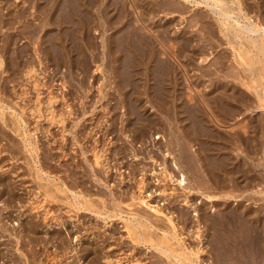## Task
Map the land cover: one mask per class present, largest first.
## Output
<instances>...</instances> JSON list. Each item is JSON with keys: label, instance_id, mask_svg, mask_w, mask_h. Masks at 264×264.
I'll return each mask as SVG.
<instances>
[{"label": "rangeland", "instance_id": "rangeland-1", "mask_svg": "<svg viewBox=\"0 0 264 264\" xmlns=\"http://www.w3.org/2000/svg\"><path fill=\"white\" fill-rule=\"evenodd\" d=\"M28 1L32 2L33 0H28ZM138 1L141 3L147 0H141V1L138 0ZM148 1H149V4H151L153 0H148ZM157 1H159L164 6H167L169 4V6L175 7L174 10L176 11H174L173 9L171 11V9H165V8H162L163 10H160V11L158 10L157 14H155V16H152L153 17L152 20H155V25L157 26V29L158 28L162 29L163 26L165 27L168 25V28L170 31L168 35L172 37L170 38L169 42L173 43V45H175L177 42V44L174 46L175 48L174 47L173 48L174 50L176 49V51H178L179 53L180 65L178 64V67H177L176 61H174L172 57L169 58V55H167L166 57V54L164 55V53H160L161 55L159 54L158 58L161 60L165 56L166 59H163V60H165V62L168 61L169 64H172L174 68L176 67V70L181 73V74L179 73L180 81L182 80L181 79L182 77L181 67L184 66L185 68L184 67L183 68L186 69L187 72H189L190 77L191 76L193 77V78L191 77V79H193L194 83L195 81H196V84L198 82V88L207 89L208 87L206 88L205 85L209 84V87H210V83H211L210 77L211 76L209 75L205 76L201 74V72L210 68L211 65H209V62L211 64V62H214L215 60H217L218 57H220L221 55L220 52H222V54L223 52H225V54L232 53L231 52L232 49L231 50L229 49L231 47L227 43L226 44L224 43V41L226 42L225 36L223 37V35H218L220 37H217V36H213L210 33L209 34L205 33L202 38H204L207 35H209V37L208 36H207L208 38L205 37L204 39H206L205 40L206 42L205 41L203 42L204 39L202 40L198 38L200 37V34L195 32L197 33L196 35L194 34V31H193L194 35H192V32L190 31L191 28L189 26H186V24L188 25L189 23H191L190 21L193 18L196 20V18H199L200 15L201 16L203 14L210 15V11H211L210 8L208 6L206 7L204 4H195V1L197 0H157ZM200 1L204 2V0H200ZM31 2H30V5L33 4ZM165 2L167 5H165ZM226 2L229 5L231 4L234 5V7L237 6V3L235 2V4H233L231 0H226ZM21 4H23L22 1L15 2V0H0V14L2 18L8 17L7 19H9L10 17V20H11V17L13 16L12 15L13 10L15 8H18V6H20ZM244 4H246V7H247L246 10H248L249 15L251 14L250 16L252 19H257L263 16L262 19L264 20V14L260 13L261 8L258 2H256V0H248V1L245 0ZM204 9L206 11L210 10L209 13L204 11ZM235 10L237 11V9ZM205 12L207 14H205ZM196 13L197 14L199 13L198 14L199 16H197ZM31 17L28 16L30 20L33 19V17L32 18ZM167 19L169 21H167ZM186 19L187 21L190 19L188 23ZM194 19L192 20V22L195 21ZM210 20L215 21L213 18H211ZM33 22H37V20ZM169 22L171 23L169 24ZM10 25L11 24H9L8 27L7 25H4V27L2 28L3 30L2 29H1L2 31L0 30V35L2 36V37L0 36L1 45L4 44L2 41L3 37L10 32L12 33V30L15 29L14 26L18 24H15V23L12 24L13 27H11ZM49 26L47 27L51 28L52 32L55 31L56 33L57 30L58 32L61 30L60 31L61 33L63 31L61 33L63 38L64 39L67 38L65 39L64 42L66 43L67 46H69L68 48L71 50V52L74 53V54L71 53L72 59L69 57L64 59L65 61L64 60L61 61V64L60 65L58 64L59 66L53 63V61L51 63V61L47 59V56L45 54H41L42 58L39 60L37 57H35L36 55L33 51L34 45H32L34 41L36 40L39 41V39H37V36H39V33H37V34H34V36H32L33 38L30 41L29 39H26L25 41H24V38H22V40L20 39L18 41V44H19L18 46L20 45L23 46L27 42L29 43L30 49H29V53L27 54V56L30 55L31 57L28 56L27 59H31V60L33 59L32 63L35 69H37L36 74H34L33 76L34 78L35 77L37 78L36 81L38 82V88L34 89L32 86L33 77L31 80L26 82L25 77L23 76L22 71L20 70H18V73L17 71H15L13 74L7 72L4 74V76L0 74V79H1L0 82L1 84H3L2 87H0V89L2 88V90L4 91V92L0 91V97H1V102L3 101L2 103H4L3 105H4V119H5L4 120L0 117V176L4 177L5 179H8V181H10L11 187L13 188L12 190L13 193L11 192V195L13 197L12 201H8L7 197L9 194H7V192L3 194V192L0 191L1 192L0 193V211H1L0 217L4 215V217H2L4 220V223L6 227H8V230L11 231V233L9 232L11 234L10 235L7 232L8 230L2 231L0 228V252H2L0 253V264H5V263L24 264L25 260L29 261L30 264H105L104 263L105 259L103 260L105 254L106 255L108 254L112 259H115V257L123 256L127 254L129 251H132V254L134 255H138V256L141 255V257H143V259L149 264L150 263L151 264H167L166 262L167 260H165L164 257L161 256V254H159L157 250L148 246V244H142V245L137 244L136 246L133 244L132 241H130L131 239L126 232L127 229L125 228L126 227L125 219L129 217V215L127 214H129L130 211H135L137 209H140L139 207H136L135 205L128 206V204L130 203L129 194L135 187L133 185L135 184V180L133 179L135 178V173L138 174V175L136 174L138 177L141 175V172H142L140 170V167H144V168H149L151 166L155 168L158 167L157 164L149 162L150 158L148 155L157 154L156 153L157 148L153 144H155L156 146L163 147V145L166 143L163 140L164 138L168 137L170 139V137L172 136L174 137L178 133L182 135L183 132H186L184 131L185 129L184 130L181 129V126L184 127L186 122L188 124L189 119H187V116L185 117L186 114H183L181 113V111L179 112L178 110H182L181 107L184 106L188 100V98H186L187 92H189L187 83L186 82L184 83V79H183V83L180 84V87L177 88L178 91L175 90V93H179V94L181 93L180 95L183 94L182 97L185 96V98L181 97V99L185 101L184 105H182L183 101H181V99L176 101L177 103L180 102L179 103L180 106L182 105L181 107L179 106V108L175 109V107L177 106V103L171 102V103H168L167 105L168 107L166 111L163 108L162 110L160 106L159 107L151 106L149 102H143L142 104V101H141L138 105L140 106L139 108L141 107L142 108L141 109L138 108V110L143 112L144 115L146 116H149V117L153 116L154 118L155 117L158 118L157 121L160 122L158 123V125H161V126L156 125V126H152L149 128L145 127V129L143 130L144 132H142L143 134L139 132L138 134H141V135H135L132 131H130V128L136 122L138 123L142 122L143 118L142 116L137 114L141 117V118H138L137 115L135 114L136 112H132L130 116L128 115V112L124 113V109L126 111V107H125L126 105L124 106V102H122V99H121L122 94L120 91L121 90L127 91V89L118 90L116 87H113L114 83H112L111 81L113 79V73H111V71H112L113 65L116 64L117 62L114 63L110 57L102 60L101 59L102 53L100 51L98 53L97 48L90 47L92 43V38H89V37L93 36L94 40L99 42L100 35L97 36V34H92L94 31L92 29L91 31H89L90 33L89 37H88L89 33L84 34V30H82L83 32L80 34L79 32H75L73 35H69V33L66 32L67 27H65L64 24L62 25L63 27L59 26V28L58 26H56L57 27L56 28L54 25L53 26L55 28L52 25H49ZM215 28L217 29L216 25H215ZM184 29L187 31L185 34H183V36L190 35L189 37L191 39L192 44L195 42L194 43L195 45L196 41L194 39L198 38L199 39L198 43L201 41L199 45L203 44L205 45L204 46L205 48L207 47H210V48L205 49L202 47L203 49L200 50L198 49L199 46H197L198 51L196 50L195 52L194 51L189 52L187 50H184V51H181L180 53L179 48H178L179 42L178 40H176L175 42V40L173 39H175L177 35H182V32L185 31ZM96 30L98 31L99 29H96ZM112 30L113 29H111V31ZM107 31H108V34L111 32L110 29H107ZM188 31H190L189 32L190 34L188 33ZM52 32H50V34ZM256 33L258 34H255V31H254L253 35L255 37L258 36L259 38L261 32L256 31ZM174 34L175 35L177 34V35L175 36ZM172 35H174L175 37ZM71 37L73 40L72 39L70 40ZM221 37H222V40L224 39L223 42L220 41ZM213 41L214 43H212ZM209 43H211L212 46H215V48L212 47L211 44ZM74 47L75 48L77 47V48L75 49ZM211 47L214 49H212ZM74 49L76 50V52ZM79 50H80V53H79ZM203 50H204V53H202ZM185 51L193 55L186 56L187 52ZM72 54L74 55V57ZM208 54H210L211 56ZM206 55L208 56V58L204 59L205 57H207ZM228 55L230 56V54ZM210 58L211 59L213 58L212 59L213 61ZM234 60L230 61L229 59H226L227 61L226 62L223 59L222 62L224 61L225 62L223 63L222 71L219 72L218 74L222 77L224 76V79L222 78L223 81L228 80L227 81L228 83L232 82L231 84L234 83V85L238 87L237 96L242 91L243 95L244 96L246 95V97L248 98L247 105L241 104L242 106H240L239 102L233 101L235 102V104H239V107H240L239 110L242 107H244V109L242 108L240 111L237 109L238 111H235L236 112L235 114H233L234 112H231L232 114H226V116H228V119L229 118L232 119V120L229 119L231 120V122H234L236 119H238L236 121H241V120L243 121L244 119V122L245 123L247 122L246 124L248 126L247 128L248 132L243 133L240 130L242 137L244 136L243 138H245V142L241 141V139L239 138L236 140V136L233 134L234 132H231L233 131L232 129H230L231 127L224 126L226 127V128H223L224 130H222V132L226 134L224 140H217L210 136L208 138L207 135L205 136L203 135L201 136V138L204 139L203 141H201L202 143H199V144L193 143L195 144V146L193 145L194 146L193 147L189 139H187L188 138L187 136L190 135L189 137H192L193 135L188 134L186 132L185 134L187 136H185L186 138L184 139H186L187 141H184V147H186V149L190 147L189 149L192 148L191 150H194L195 148L196 151L200 148L199 151L203 152L202 154L204 156H206V154L208 153L215 154V150L218 146L223 147L225 148L226 153L228 154L227 156L229 157L234 156L233 159L231 158L232 161L234 160L236 163L240 164V166L248 170V175H246L248 176V178L246 179L245 177H242V176L240 178L238 177L237 179L240 182L239 183L240 186L237 185L235 188H233L231 185L232 181L229 175L223 174L222 175L223 178L222 177L221 178L222 180L223 179L224 180L223 181L221 180L222 181L221 184H224V185H222L220 189H218V193L221 195L223 194L225 195L226 193H232V196L225 195L223 199H221L220 196L213 197V198H216L217 201L219 200L224 201L223 206L224 208H227L225 211H228V210H233L237 212L243 211V213L245 214L248 212L247 211L248 209L253 210V211L255 210L256 213L258 211L259 217H262L259 220L261 221L262 224L257 219H256V222L258 221L259 224L257 223L255 224H256V227L260 225L258 227V231L261 234L259 238H260L261 243L263 242L262 245H264V241H263L264 240V236H263L264 235V222H263L264 221L263 219L264 218V198H262L264 194L263 193L264 192L263 191L264 190V132H263L264 131V117H263L264 111L257 109L256 107L257 96L255 94V91L251 87L252 82H253L252 81L253 77L254 79H257V81L259 80L258 77H259L261 64L260 62L255 61L254 64L252 65L253 72L249 69L248 71H245V70H242L244 69L243 68L244 66L240 65L237 61H235L234 63ZM78 61L81 62L82 64L79 63ZM98 62L99 63L103 62L102 68L104 69L103 70L104 72L103 71L96 72L95 67H97V65L99 64ZM107 62H108V66H107ZM226 63L229 65H227ZM105 64L107 67L105 66ZM224 64L227 66H224ZM61 65L63 66L61 67ZM139 69L141 72L144 71L143 66L139 67ZM236 69H239V70L236 71ZM223 70H226V71H223ZM228 71L230 74L232 72V74L227 75ZM236 72H239L238 75ZM200 76H203V77L200 78ZM3 77H6V80ZM95 78L96 80H94ZM260 82H261V79L258 81V83L260 84ZM247 84L249 85L247 86ZM253 85H255L254 82H253ZM201 86H203L204 88ZM127 88H129V86ZM256 88L257 90L260 89L258 84ZM143 89H144V86L142 87L140 86L139 91H142ZM21 90L22 91L26 90V92L24 94H21L22 93ZM48 91H51V93L56 96V100L53 103V108H54L53 114L56 116V119L59 118V114L62 116H65L64 121L63 122H57V121L49 122L46 119V117L42 115L43 113L36 112L37 114L34 113V115L32 116L31 114H29L30 112H26L22 116V119L25 123L22 122L20 126L16 124V127H15L14 125L15 120L18 118L20 114H22L21 107L23 106L27 107L29 106V104H32L33 101L35 100L37 103L39 102L38 104L41 107L44 106V101L46 99L45 97L47 96ZM253 92H254V95H253ZM102 94H104L105 96L102 97ZM19 95L21 96L20 98L17 97ZM41 107H40L39 112H43L44 110V107H42L43 110H41L42 109ZM119 109L120 110L123 109V110L120 111ZM14 110L17 112V114H12L14 113L13 112ZM129 113H131L130 109H129ZM181 119H183L184 121ZM259 119H261V121ZM255 121H258V122L255 123ZM99 122H102V123H99ZM259 122L260 124H258ZM98 123L100 126L98 125ZM129 124H131V127ZM172 125H174L175 127ZM262 125H263V128H262ZM254 126H255V129H254ZM186 128H187V125H186ZM14 129H17V130H14ZM164 132L166 133L164 134ZM126 133H130V136L133 133L134 137L132 136V138H128ZM245 133L246 135H248V140L251 142L249 143L248 146L246 142H249V141H247L246 136L243 135ZM168 134L170 135L167 136ZM156 135H159L160 137L153 139V136L155 137ZM138 136H141V137H138ZM108 137L111 138V141L109 143V148L107 149L109 167L103 169L102 167H100V165L92 166V147L94 145L101 147L104 144L105 139L107 140ZM139 138L141 139V141ZM131 139L133 141H131ZM29 140L31 143H33V145H37V149H33V150L31 149L30 151L28 150L29 145L27 144L25 145V142L27 143V141ZM134 140L135 141L137 140V142H135ZM205 140L207 141V143H204L206 142ZM203 143L204 145L202 146ZM221 143L223 145L226 144L225 145L226 147L222 146ZM201 147L203 148L201 149ZM206 147L207 148L210 147L209 148L210 151ZM134 151L138 154L137 159H135L136 157L132 155ZM215 155L218 156V154H215ZM157 156H159V154L155 156V158L158 159V162L161 161V157H157ZM235 168H238L237 165H235ZM161 175H163V172L161 173ZM146 176H148L149 178L148 180H150V184H151L152 183L151 176L150 175H146ZM161 184L165 185L166 187L168 184L167 180L165 178L162 179ZM45 185L47 186V189ZM256 187L257 188L261 187L263 194H261L258 191H254ZM62 188H63V191H61ZM58 189H61V190H58ZM153 189H154V186H153ZM209 189H211V191L213 190L212 188H209ZM191 193H193L192 198H191L192 199L191 201H193V205L196 204L195 201L197 202L199 200L201 201L203 200V202H200L199 205H202L201 206L202 209H206L205 207L207 203H209L208 202L209 200H206L205 199L206 197H204V195L200 194L199 192L193 191ZM154 196H153V199L158 197V195H154ZM164 197L165 196L161 197V195H159L158 197L159 201L164 202L162 200ZM31 201L32 202L42 201L40 207L39 206L37 207L38 212L35 211L36 209L34 210L31 209L30 203H29ZM79 202H81L80 203L81 205L79 204ZM192 206L186 209V207H182L181 204L176 202L174 204L175 209L173 210L180 211V208H181L182 210L185 209L186 211L189 212V210L192 209ZM131 207L133 209H130ZM46 210L49 211L47 214L48 216L47 220L42 219V215H41L42 212H45ZM105 210H109V211L105 212ZM111 211H113L114 213H112ZM144 212L146 213L147 211L144 210ZM27 220L28 221L32 220L33 223L35 222L34 223L36 226L35 230H37L36 235H38L36 239L29 240V237L25 236L24 227L27 223ZM158 220L159 221H156V223L159 222L157 224H160L159 225L160 227L163 226V224L165 223V220L162 218H161L162 221L160 219ZM225 228L226 227H224L223 229H220L223 235L224 243L220 242L219 244H222L223 246L225 245L224 246L225 249H223V253H222L223 256L220 257V259H219V256L215 252L218 249L213 248L212 243H208L206 241V238L208 239L210 236L209 234H212L214 232V228H209V230L207 229L205 230L204 228V233H209V234H208V237H205L202 242H197L199 240H197L192 235L191 233L192 231L189 230L191 229V226L184 228L185 230H184L183 236H184V240L186 239L185 243L186 244L190 243V245L192 246L201 245L204 248L203 250L204 252L201 253V264H207L208 262H209L208 264L210 263L212 264H247L246 263V261L248 260L247 259L248 258L247 248H244V247L240 248L236 244L230 245V243H228L227 240L229 238H233V235L227 232ZM154 229L155 231L159 230L156 228ZM159 232L161 231L159 230L157 233ZM261 236L263 239L261 238ZM35 250H37L39 254L38 256L39 259L34 258L32 255L33 251ZM4 253L6 254L8 253V254L6 255ZM4 255H6L7 257ZM14 256H17V257H14ZM14 258H15V261H14ZM253 259L254 257L252 255L251 260L253 261ZM253 264H264V256L263 258H260L259 256H257L255 261H253Z\"/></svg>", "mask_w": 264, "mask_h": 264}, {"label": "bare ground", "instance_id": "bare-ground-1", "mask_svg": "<svg viewBox=\"0 0 264 264\" xmlns=\"http://www.w3.org/2000/svg\"><path fill=\"white\" fill-rule=\"evenodd\" d=\"M16 1H22L23 4H21L20 6H18V8H15L13 10V14H12L13 16L11 17V20H10V17H9V19H7L8 17L2 18L1 14H0V16H1L0 17V30L4 27V25H7V27H8L9 24H11L10 26L13 27L12 24H14V23L18 24L16 26H14L15 29L12 30V33L10 32V33L6 34L3 37V39L1 38L4 44H2V45L0 44L1 45V47H0V69H1L0 74L3 76L7 72L13 74L15 71H17V73H18V70H20V71H22V74L25 77L26 82L31 80L33 77L32 86L34 89H37L38 88V82L36 81L37 78L36 77L34 78V76H33L34 74H36L37 69H35V67L32 63L33 59L32 60L27 59L28 56H30V55L27 56V54L29 53V49H30L29 43L27 42L23 46L22 45L18 46L19 45L18 41L20 39L22 40V38H24V41L26 39H29V41H30L33 38L32 36H34V34L39 33V36H37V39H39V41L36 40L37 42L34 41V43L32 44V45H34L33 51L36 55L35 57H37L40 60L42 58L41 54H45L47 56V59L49 61H51V63L53 61V63H55L56 65H58V64L60 65L61 61H63L64 59H66L68 57L71 58L72 57L71 53H73V52H71V50L68 48L69 46H67L66 43L64 42L65 39H67V38H65V39L63 38V36L61 34L63 31L60 33L61 30L59 32L57 30V32L55 33V31L52 32L51 28H48L47 26H49V25L53 26L54 25L55 27L58 26V28H59V26L63 27L62 25L64 24V26L67 27L66 32H68L69 35H73L75 32H79V34H80L83 32L82 30H84V34H86V33L88 34L89 31H91V29L94 30L92 34H97V36L100 35V40L98 42V41L94 40L93 36L89 37L90 33L88 34V37L92 38V43H91L90 47H95L98 49L97 50L98 53H99V51L102 53V58H101L102 60L110 57L114 63L117 62L114 65L111 63L113 65V68L111 71V73H113V79L111 78L112 79L111 81H112V83H114L113 87H116L118 90L119 89H125V90L127 89V91H123V90L120 91L122 94V96L120 94L122 102H124V106L126 105L125 106L126 111L124 109V113L128 112V115L130 116V114H132V112H136L135 113L136 115L139 114L143 118L142 122H140V123L136 122L134 125H132V127H131V124H129L131 127L130 131H132L135 135H141L138 133L144 132L143 130L145 129V127L149 128L152 126H156V125H158V123H160L159 121H157L158 118H156V117L154 118L153 116H151V117L146 116V115H144L143 112L138 110V108L140 107L138 104L141 101H142V104H143V102H149L151 106H157V107L160 106L161 109L163 108L166 110L168 107L167 106L168 103H171V102L177 103L176 101L181 99L183 94L180 95L181 93L180 94L175 93V90L178 91L177 88L180 87V84L183 83V79H184V83L185 82L187 83V87L189 88V92H187V95H186V98H188V100L186 102L187 105L185 104V101H183L181 99V101H183L182 105H184V104L185 105L184 106L181 105L182 106L181 107L179 104L180 102H178L175 109L179 108V106L182 108V110H178V111L179 112L181 111V113L186 114L185 117L187 116V119H189V121H188V124L186 122V124L184 126L185 128L181 126V129H183V130L185 129L184 131H186L188 134H192L193 136L189 137L190 135L187 136L185 134L186 132H183V131H182L183 132L182 135H180L178 133L180 136L177 134L174 137L173 136L170 137V139L165 136L167 138V139L166 138L163 139L164 142H166L165 144L163 142L165 147L163 144H161V145H163V147L162 146H156L155 144H153L157 148V150L155 149L157 151L156 152L157 154H154V155L149 154L148 155L150 158L149 162L157 164L158 167H156V168L153 166H151L149 168L140 167V170L142 172H141V175L138 177H137L138 174L135 173V178H133L135 180V184H133L135 187L129 194L130 203L129 204L127 203V204H128V206L135 205L136 207H139L140 209H137V210L134 209L135 211H130L129 214H127V215H129V217L125 219V223H126L125 228L127 229V231L126 230L125 231L129 235V237L131 239L130 241H132L133 244L136 246H137V244H141V245L142 244H148V246L157 250L159 252V254H161V256H163L164 259L167 260L166 261L167 264H201V253L204 252L203 251L204 248L201 245L200 246L199 245H193L192 246V245H190V243L186 244L185 243L186 239L184 240V236H183V233L185 230L184 228L191 226V229H189V230H191L192 235L197 240H199L197 242H202L205 237H208L209 233H204V228H205V230L206 229L209 230V228H214V232L212 234H209L210 235L209 238L211 237L210 240H209V238L208 239L206 238V241L208 243H212L213 248L218 249L215 252L219 256V259H220V257L223 256L222 255L223 249H225V247H224L225 245L223 246L222 244H219L220 242L224 243L223 235H222L220 229H223L224 227H226L225 230L233 235V238H229L227 240L228 243H230V245L236 244L240 248H243V247L247 248V252H248V258H247L248 260L246 261L247 264H253V261H255L257 256H259L260 258H263V256H264L263 246L264 245H262L263 242L261 243V241H260L259 237L261 234L258 231V227L260 225L256 227V224H255V223L259 224V222L261 223V221H259V220L262 217H259L258 211L256 210L257 211V213H256L255 210L253 211V210L248 209L247 210L248 212L246 214L243 213V211H241V212H237V211H233V210L225 211L227 208H224V206H223L224 201H222V200L217 201L216 198H213V197L220 196L221 199H223L225 195L226 196H232V193H226L225 195L224 194L221 195L218 193V189H220V187L222 185H224V184H221V182L224 180V179L222 180L223 174L229 175V177L232 181L231 185L233 188H235L240 183L239 180L237 179L238 177L240 178L242 176V177H245L246 179L248 178V176H246V175H248V170L246 168L240 166V164L236 163L234 160L232 161L231 158L233 159L234 156H232V157L227 156L228 154L226 153V150L223 147L218 146L216 148L215 154H218V156L213 154V153H210V154L208 153V154H206V156H204L202 154L203 152L199 151L200 150L199 147H198L199 149L197 151L195 150V148H194V150H191L192 148L189 149L190 147L187 149H186V147H184V141H187L186 139H184V138H186L185 136L188 137L187 139H189L192 146L193 145L195 146V144H193V143H198V144L202 143L201 141H203L204 139H202L201 136H203V135L204 136L207 135L208 138L210 136V137H213L214 139H217V140H224L226 134L224 132H222V130H224L223 128H226V127H231L230 129L233 130L231 132H234L233 134L236 136V140L239 138V139H241V141L245 142V138H243L244 136L242 137L240 130L243 133L248 132V129H247L248 126L246 124L247 122L245 123L244 119H243V121L242 120L236 121V120H238V119H236L235 120L236 122L235 121L231 122L232 119L229 118V119H231V120H229L228 116H226V114H232L231 112H234L233 114H235L236 113L235 111L239 110V108H240L239 104H235V102H233V101L239 102L240 106H242V105H247L248 98L246 97V95L245 96L243 95L242 91L237 96L238 87H236L234 85V83L231 84L232 82L228 83L227 82L228 80L223 81L222 78L224 79V76L222 77L218 74L219 72L222 71V66H223V63L226 61V59H229L230 61H233L235 59L234 63H235V61H237L240 65L244 66L243 67L244 69H242V70H245V71H248V69L252 71V69H253L252 65L254 64V62L255 61L260 62L261 67L259 65L260 72H259L258 78H259V80L261 79V82L259 84L258 83L259 80L257 81V79H254V77H253L252 81L255 83V85H253V82H252L251 87L253 88V90L255 91V94L257 96V102H256L257 103L256 104L257 109L264 111V23H263L264 20L262 19L263 16L260 17L262 20L260 18L252 19L250 16L251 14L249 15L248 10H246L247 7H246V4H244L245 0L244 1L243 0H231V2L233 4H235V2L237 3V6H235V7L232 4L231 5L227 4L226 0H204V2H202L200 0L195 1V4H204L206 7L208 6L211 11L209 10L210 15H204L203 14L204 16L203 15L199 16L198 15L199 13L198 14L196 13L197 16H199V18H196V20L193 18L195 21L192 22L193 19H191V21H190L191 23H189L188 25L186 24V26H189L191 28V29L190 28L189 29L192 32V35H194V34L197 35V33H198V34H200V37H198V38L202 39V40L205 37L206 38L209 37V35H207L208 37L205 36L204 38H202L205 33H208V34L210 33L213 36H217V37H220L218 35H223V37L224 36L226 37V42L224 41V43L225 44L227 43L231 47V48H229L230 50L232 49V51H231L232 53H228V54H230L231 57L228 54H225V52H223V54H222V52H220L221 55H220V57H218L217 60H215L214 62H211V64L209 61H207V62H209V65H211L212 67L210 66V68H208L206 66L208 69L202 71L201 74H203L205 76L206 75L211 76L210 77L211 83H210V87H209V84L205 85L206 88L208 87L207 89H201V88H198V82L196 84V81L194 83L193 79H191L192 76L190 77L189 72H187L186 69H184L185 68L184 66H183L184 68L180 66L182 69L181 70V72H182V75H181L182 80L181 81L182 82H181L180 76H179L180 72H178L176 70V67L174 68L172 66V64H169L168 61L165 62V60H163V59H166L165 56H164V58L162 57L163 59H161V60L158 58V55L160 53H164V55L166 54V57H167V55H169V58L172 57L173 60L176 61L177 67H178V64L180 65L179 53H178V51H176V49L174 50V48H175L174 46L177 44L176 40H178V42H179L178 48H179L180 53H181V51H184V50H187L189 52L190 51L195 52L196 50L198 51V49L201 50V49L205 48L204 47L205 45H203V44L199 45V43L201 41L198 43V41H199L198 38L194 39L196 41V44L194 45L195 42L192 44L191 39L189 37L190 35L189 36H183V34H185L187 31L185 29H184L185 31L182 32V35H177L178 33L176 34L177 36L174 34L176 37L174 35H172L175 37V39H173L176 42V44L174 42L175 45H173V43L169 42L170 38H172V37H170V35H168L170 33L168 25L165 27L161 26L162 29H159V28L157 29V26L155 25V20H152V18H153L152 16H155V14H157L158 10L159 11L163 10L162 8L171 9V11H172V9L173 10L175 9V7L169 6V4L167 5L166 2H165V5H167V6H164L163 4H161L157 0L156 1L153 0L152 2L150 1L151 4H149L148 0L145 2H141V3L138 0H33L32 2L28 1V0H15V2ZM30 2L33 4L30 5ZM256 2H258L259 6L261 8L260 13L264 14V0H256ZM25 3H27V4H25ZM179 7H180V5H179ZM235 9H237V11ZM180 10H182V9H180ZM174 11H176V10H174ZM204 11H206V10L204 9ZM204 11H203V13H204ZM209 11H206V12L209 13ZM195 12H193V13H195ZM206 12H205V14H207ZM28 16H30V17L32 16L33 19L30 20L28 18ZM257 17H259V16H257ZM211 18H213L215 21L210 20ZM187 19H186V21H187ZM35 20H37V22H33ZM167 21H169V20L167 19ZM188 21H187V23H188ZM182 22H184V21H182ZM170 23L171 22H169V24ZM166 24H167V22H166ZM215 25H216L217 29L215 28ZM49 27H51V26H49ZM158 27H160V26H158ZM169 27H170V25H169ZM5 28H6V26H5ZM96 29H99L100 31L99 30L97 31ZM107 29H110V31H111V29H113V30L108 34ZM187 29H188V27H187ZM54 30H56V29H54ZM180 31H181V29H180ZM190 31H188V33ZM193 31H194V34H193ZM254 31H255V34L259 33V32L256 33V31L261 32L259 38H258V36L255 37L253 35ZM50 32H52V33L50 34ZM195 32H197V33H195ZM171 33H172V31H171ZM71 39H72V37L70 38V40ZM217 39H215V40H217ZM205 40L206 39H204L203 42ZM223 40L221 37L220 41L223 42ZM74 41H76V40H74ZM31 42H33V41H31ZM38 42H40V43H38ZM77 42H78V40H77ZM212 43H214V41ZM209 44H211V43H209ZM197 46H199L198 49H197ZM206 46H207V44H206ZM211 46H212V44H211ZM212 47L215 48V46H212ZM207 48H210V47H207ZM207 48H205V49H207ZM214 48H212V49H214ZM187 51H185V52H187ZM75 52H76V50H75ZM214 52H215V50H214ZM79 53H80V50H79ZM202 53H204V50ZM208 53H210V52H208ZM191 55H193V54L188 53V52L186 54V56H191ZM208 55H210V54H208ZM73 57H74V55H73ZM206 58H208V56L205 57L204 59H206ZM220 58H221V60H220ZM223 59L225 60L224 62H222ZM231 59H233V60H231ZM74 60H75V58H74ZM79 61H80V59H79ZM81 61H83V60H81ZM174 61H173V63H174ZM71 62H72V60H71ZM186 62H188V61H186ZM79 63H81V62H79ZM79 63H78V65H79ZM102 63L103 62H100L98 65L95 63L97 65V67H95L96 72L97 71L101 72L104 70L102 68ZM76 64H77V62H76ZM227 65H229V64H227ZM227 65L224 64V66H227ZM62 66L63 65H61V67ZM105 66H106V64H105ZM107 66H108V62H107ZM142 66L144 67V71L141 72L139 67H142ZM65 67H66V65H65ZM180 67H179V69H180ZM195 68H197V67H195ZM201 69H203V68H201ZM238 70L239 69H236V71H238ZM198 71H197V73H198ZM223 71H226V70H223ZM229 71H231V70H229ZM229 71H228V74L226 73L227 75L230 74ZM232 72H233V70H232ZM232 72H231V74H232ZM236 73L238 75L239 72H236ZM192 75H193V73H192ZM104 76H105V74H104ZM239 76H241V75H239ZM201 77H203V76H200V78ZM3 78H5V80H6V77H3ZM38 78H39V76H38ZM94 80H96V78ZM257 84L260 87L259 90H257V88H256ZM2 85L3 84H1V82H0V87H2ZM110 85H111V83H110ZM248 85L249 84H247V86ZM128 86H129V88H127ZM140 86L141 87L144 86V89L142 91H139ZM4 87H6V86H4ZM201 87H203V86H201ZM180 90H181V88H180ZM0 91H3L2 88L0 89ZM21 92H22L21 94H24L26 92V90H23V91L21 90ZM238 92H240V91H238ZM1 94H2V92H1ZM253 95H254V92H253ZM103 96H105V95L102 94V97ZM247 96H248V94H247ZM17 97L20 98L21 96L19 95ZM45 98L46 99L44 101V106H42V107H44V110L38 104L39 102L38 103L36 102V100L33 101L32 104H29V106H27V107H24V106L21 107V113L22 114H20L18 116L19 119L17 118L15 120V122H14L15 127H16V124H18V126H20L21 123L24 122L22 119V116L26 112H30L29 114H31L32 116L34 115V113L37 114L36 112L43 113L42 115H44L49 122H55V121L63 122L65 119V116H62L59 114V118L56 119V116L53 114V112H54L53 111V109H54L53 103L56 100V96L54 94H52L51 91H48L47 96ZM182 98H185V96ZM98 101H99V99H98ZM0 102H1V97H0ZM2 102L0 103V117L2 119H4V105H3L4 103H2ZM41 103H42V101H41ZM40 107L42 108L41 110H43V112H39ZM248 107H249V105H248ZM141 108H139V109H141ZM242 108L244 109V107H242ZM129 109H130L131 113H129ZM122 110H120V111H122ZM13 112L14 113H12V114H17V112L15 110ZM103 113H105V112H103ZM115 114H117V113H115ZM139 115H137V117L141 118ZM232 116H234V115H232ZM185 117H184V119H185ZM260 118H262V117H260ZM135 120H136V118H135ZM135 120H134V122H135ZM181 120H183V119H181ZM259 120L261 121V119H259ZM256 122H258V121H255V123ZM99 123H102V122H99ZM99 123H98V125H99ZM122 124H123V122H122ZM258 124H260V122ZM177 125H179V124H177ZM186 125H187V128H186ZM158 126H161V125H158ZM165 126H166V124H165ZM165 126H163V127H165ZM170 126H171V124H170ZM172 126H174V125H172ZM224 126H226V127H224ZM262 128H263V125H262ZM163 129H165V128H163ZM254 129H255V126H254ZM14 130H17V129H14ZM173 130H175V129H173ZM177 130H179V129H177ZM249 131H251V130H249ZM177 132H175V133H177ZM19 133H20V131H19ZM130 133H126L128 138H132V136L134 135L132 133V135L130 136ZM165 133L166 132H164V134ZM246 133L243 135H245L247 141H249L248 135H246ZM223 134H224V136H223ZM144 135H145V133H144ZM169 135L170 134H168L167 136H169ZM138 137H141V136H138ZM159 137H160L159 135H156L155 137L153 136V139L159 138ZM137 140L136 141L134 140V141L137 142ZM110 141H111V138L108 137L107 140L105 139V142L101 147H99L97 145H94L92 147V166H95V165L99 166L100 165V167H102L103 169L109 167L108 166L107 149L109 148ZM131 141H133V140L131 139ZM140 141H141V139H140ZM204 143H207V141ZM204 143L202 144V146L204 145ZM249 143H251V142L250 141L246 142L247 146L249 145ZM26 144L29 145V148H28L29 151L31 149L32 150L37 149V145H33V143H31L30 140L27 141V143L25 142V145ZM140 144H142V143H140ZM225 145L222 144V146H225ZM135 147H136V145H135ZM202 148L203 147H201V149ZM209 148H207V149L210 151ZM134 149H136V148H134ZM149 149H151V148H149ZM119 150H117V151H119ZM247 151H248V149H247ZM117 153H119V152H117ZM158 154H159V156H157V157H161V161H159V162H158V159L155 158V156ZM132 155L134 157H136L135 159H137L138 154L135 151L133 152ZM201 159H203V160H201ZM235 165H237L238 168H235ZM129 166H131V165H129ZM159 170H161V171H159ZM162 172H163V175H161ZM202 172H204V173H202ZM146 175L151 176V178L153 180V181L151 180V182H152L151 184H150V180H148L149 179L148 176H146ZM205 177H206V179H205ZM164 178L167 180V183H168L166 187H165V185L161 184V180ZM246 185H247V183H246ZM153 186H154V189H153ZM209 188H212L213 190L211 191V189H209ZM253 188H255V187H253ZM46 189H47V186H46ZM12 190H13V188L11 187L10 181H8V179H5L4 177L0 176V191L3 192V194L6 192H7V194H9L7 197L8 201L13 200V197L11 195ZM58 190H61V189H58ZM209 190H210V192H209ZM215 190H217V191H215ZM61 191H63V188ZM193 191L199 192L200 194L204 195V197H206L205 198L206 200H209L208 201L209 203H207V205L205 207L206 209H202V207H201L202 205H199L200 202H203V200L202 201L199 200L197 202L195 201L196 204L193 205V201H191L192 200L191 198L193 195V193H191V192H193ZM254 191H258L261 194L264 193L263 192L264 190L262 191L261 187L260 188L256 187V189ZM33 192H34V190H33ZM230 192H232V191H230ZM240 193H241V191H240ZM154 195H158V197H159V195H161V197L165 196L162 199L164 202H160L158 197L153 199ZM75 198H76V196H75ZM157 198H158V200H157ZM262 198H264V194H263ZM165 200H166V202H165ZM43 202H45V201H43ZM176 202L181 204L182 207H186V209L190 208V206H192V205L193 206H192V209L189 210V212L186 211L185 209L182 210L181 208H180V211H176V210H173V209H175L174 204ZM29 203H30L31 209H33V210L36 209L35 211L38 212L37 207L38 206L40 207L42 201H33V202L31 201ZM80 203L81 202H79V204ZM41 209H43V208H41ZM130 209H133V208L131 207ZM144 210L147 212L145 213ZM108 211L109 210H105V212H108ZM39 212H40V210H39ZM48 212H49L48 210H46L45 212H42V214H41L42 219H45V220L48 219V216H47ZM111 212L114 213L113 211H111ZM254 212H255V214H254ZM0 213H1V211H0ZM2 217H4V215H2ZM2 217H0V228L2 231L3 230L7 231L8 227H6ZM161 218L165 220V223H164L165 226L163 224L164 227L163 226L160 227L159 226L160 224H157L159 222L156 223V221H159L158 219L161 220ZM256 219L259 222L258 221L256 222ZM263 219H261V220H263ZM34 223L32 222V220H29V221L27 220L25 227L23 226L24 231H25L24 232L25 236H28L29 240L36 239L38 237V235H36L37 230H35L36 226ZM154 228L159 229L161 232L157 233L159 230H156L157 231L156 232ZM7 232L11 233V231H9V230ZM30 233L33 235H31ZM261 238H262V236H261ZM0 253H2V252H0ZM4 254H6V253H4ZM13 254H14V252H13ZM6 255H4V256H6ZM20 255H21V253H20ZM32 255L36 259L39 256L37 250L33 251ZM143 255H144V253H143ZM252 255L254 257L253 261L251 260ZM14 257H17V256H14ZM104 259H105V262H104L105 264H149L143 259V257H141V255L138 256V255L132 254V251H129L127 254H125L123 256L115 257V259H112L108 254L107 255L105 254L103 260ZM14 261H15V258H14ZM40 262H42V261H40ZM5 264H7V263H5ZM24 264H30V263H29V261L25 260ZM210 264H212V263H210Z\"/></svg>", "mask_w": 264, "mask_h": 264}]
</instances>
